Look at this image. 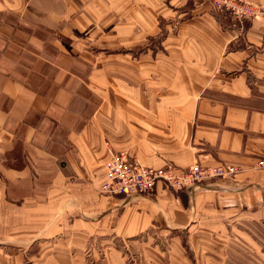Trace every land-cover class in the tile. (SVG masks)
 Returning a JSON list of instances; mask_svg holds the SVG:
<instances>
[{"label": "crops", "instance_id": "obj_1", "mask_svg": "<svg viewBox=\"0 0 264 264\" xmlns=\"http://www.w3.org/2000/svg\"><path fill=\"white\" fill-rule=\"evenodd\" d=\"M123 153L244 171L101 194ZM262 158L264 15L228 21L210 0H0V264H230L231 234L264 231Z\"/></svg>", "mask_w": 264, "mask_h": 264}, {"label": "built area", "instance_id": "obj_2", "mask_svg": "<svg viewBox=\"0 0 264 264\" xmlns=\"http://www.w3.org/2000/svg\"><path fill=\"white\" fill-rule=\"evenodd\" d=\"M215 11H223L237 22L252 19L260 8L244 0H210ZM106 181L100 187L102 194L132 196L151 194L158 182L175 192L184 191L207 180H236L242 168L218 164L203 165L198 161L186 168L165 164L162 168L148 167L125 155L111 154L106 162ZM256 169H264V158L256 163Z\"/></svg>", "mask_w": 264, "mask_h": 264}, {"label": "rangeland", "instance_id": "obj_3", "mask_svg": "<svg viewBox=\"0 0 264 264\" xmlns=\"http://www.w3.org/2000/svg\"><path fill=\"white\" fill-rule=\"evenodd\" d=\"M244 1H246V0H244ZM247 2L252 3L250 1H247ZM252 4H254V3H252ZM254 5H256L260 8V13L256 17L264 15V7H261L257 4H254ZM228 17H230V16H228ZM230 18H232V17H230ZM116 155H120V154H116ZM121 155L127 156L124 153ZM133 159H135V158H133ZM260 170H264V169H260ZM214 180H219V179H213V180H207V181H214ZM207 181H205V182H207ZM230 181H233V180H230ZM99 191H100V189H99ZM171 191H173V190H171ZM173 192H175V191H173ZM105 195H107V194H105ZM147 195H149V194H147ZM256 235L257 236L253 235L254 243L253 242L249 243L248 241L243 243L236 235L231 234V240H233V242H236L235 244H239V247H237V245L235 246V245L231 244V248L229 250V257L231 260L230 264H264V231H261L260 233H256ZM242 244H244V246ZM129 261H131V260H129ZM133 261H131V264L134 263Z\"/></svg>", "mask_w": 264, "mask_h": 264}, {"label": "trees", "instance_id": "obj_4", "mask_svg": "<svg viewBox=\"0 0 264 264\" xmlns=\"http://www.w3.org/2000/svg\"><path fill=\"white\" fill-rule=\"evenodd\" d=\"M217 12V15L221 18V19H225V20H228V21H230V20H232V18H230V17H228V15L225 13V12H223V11H216ZM248 20H245V21H243V23L244 22H247Z\"/></svg>", "mask_w": 264, "mask_h": 264}]
</instances>
